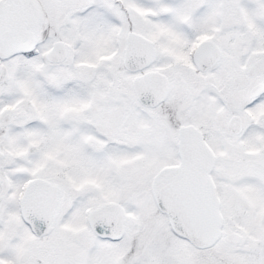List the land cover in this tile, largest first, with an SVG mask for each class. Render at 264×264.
<instances>
[{"label": "snow or ice", "instance_id": "obj_1", "mask_svg": "<svg viewBox=\"0 0 264 264\" xmlns=\"http://www.w3.org/2000/svg\"><path fill=\"white\" fill-rule=\"evenodd\" d=\"M0 264H264V0H0Z\"/></svg>", "mask_w": 264, "mask_h": 264}]
</instances>
